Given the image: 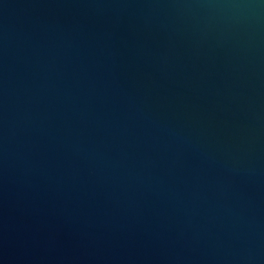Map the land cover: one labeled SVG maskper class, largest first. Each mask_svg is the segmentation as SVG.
Wrapping results in <instances>:
<instances>
[{
  "label": "water",
  "instance_id": "obj_1",
  "mask_svg": "<svg viewBox=\"0 0 264 264\" xmlns=\"http://www.w3.org/2000/svg\"><path fill=\"white\" fill-rule=\"evenodd\" d=\"M0 264H264V0H0Z\"/></svg>",
  "mask_w": 264,
  "mask_h": 264
}]
</instances>
